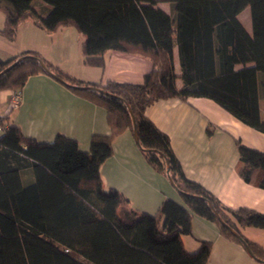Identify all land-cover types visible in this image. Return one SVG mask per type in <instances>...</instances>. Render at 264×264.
I'll return each instance as SVG.
<instances>
[{
    "label": "trees",
    "instance_id": "16d2710c",
    "mask_svg": "<svg viewBox=\"0 0 264 264\" xmlns=\"http://www.w3.org/2000/svg\"><path fill=\"white\" fill-rule=\"evenodd\" d=\"M0 0V34L11 40L30 18L53 31L73 26L82 36L84 63L102 66L107 50L138 53L151 67L138 83L75 79L33 50L0 58V90L20 91L30 75L43 73L74 87L73 93L102 106L109 133L93 135L89 149L56 134L49 142L24 136L13 124L0 132V264H206L210 242L187 251L192 215L212 221L227 239L264 263V248L240 227L264 228V214L224 206L202 185L185 177L168 136L145 115L146 107L171 97L209 98L241 123L264 133V0ZM170 4L171 13L156 6ZM248 7L250 30L238 14ZM176 49L181 86L174 80ZM49 71H45L43 66ZM5 117H0L2 122ZM129 130L147 163L168 176L183 204L165 198L154 213L132 209L114 188L105 189L100 165L112 154L114 137ZM209 132V127L207 129ZM134 132V134H133ZM236 171L264 189V150L235 139ZM30 169L25 181L21 170ZM236 233V235L234 234ZM244 247V246H243ZM81 257L82 260L78 259Z\"/></svg>",
    "mask_w": 264,
    "mask_h": 264
},
{
    "label": "crops",
    "instance_id": "0c3cea01",
    "mask_svg": "<svg viewBox=\"0 0 264 264\" xmlns=\"http://www.w3.org/2000/svg\"><path fill=\"white\" fill-rule=\"evenodd\" d=\"M36 1L41 0L32 1L34 10L44 14L49 6ZM4 18L0 11V28ZM81 41L82 36L71 25L47 31L27 18L18 24L13 39L0 34V58L9 59L33 50L69 76L93 83L105 80L138 83L151 67L147 57L118 50L105 51L102 66L85 64ZM173 63L174 83L179 88L176 49ZM14 92L0 90V117H5L4 126L16 125L26 137L49 142L56 134H63L75 139L80 150L87 151L93 135L109 133L102 106L80 97L46 74L30 75L18 91V105L11 108ZM144 113L168 136L187 179L202 185L226 207H246L264 214V189L245 182L235 168L238 158L235 139L262 151L264 133L241 123L205 97L158 99ZM259 116L264 121L263 99L259 100ZM111 145L112 154L99 168L105 189L118 190L130 207L139 212L154 213L165 198L183 204L168 176L147 163L128 129L114 137ZM21 175L25 181L32 179L28 168L22 169ZM240 231L264 248V228L244 226ZM199 241L211 245L206 264H264L252 258L242 245L224 237L212 221L193 214L191 234L182 236V243L187 251H194Z\"/></svg>",
    "mask_w": 264,
    "mask_h": 264
},
{
    "label": "rangeland",
    "instance_id": "374dc122",
    "mask_svg": "<svg viewBox=\"0 0 264 264\" xmlns=\"http://www.w3.org/2000/svg\"><path fill=\"white\" fill-rule=\"evenodd\" d=\"M41 2V1H36ZM156 6L163 9L164 11L171 13L170 4L164 1H157ZM239 21L245 26L247 30H250V17H249V10L248 7H245L239 14H238ZM79 258V256H77Z\"/></svg>",
    "mask_w": 264,
    "mask_h": 264
},
{
    "label": "built area",
    "instance_id": "2783aa9c",
    "mask_svg": "<svg viewBox=\"0 0 264 264\" xmlns=\"http://www.w3.org/2000/svg\"><path fill=\"white\" fill-rule=\"evenodd\" d=\"M19 93L17 91H15L11 97V102H10V107L13 108L15 106L18 105L19 103ZM4 129V125L2 124V122H0V132H2Z\"/></svg>",
    "mask_w": 264,
    "mask_h": 264
},
{
    "label": "water",
    "instance_id": "95a60500",
    "mask_svg": "<svg viewBox=\"0 0 264 264\" xmlns=\"http://www.w3.org/2000/svg\"><path fill=\"white\" fill-rule=\"evenodd\" d=\"M14 63H15V62H13L12 64H10V65L7 66L6 68H4L0 73H3V72L6 71L7 69H9ZM42 66H43V65H42ZM43 68H44L45 71L49 72L44 66H43ZM57 80L60 81V82H62V83H64L66 86L74 87L73 85L64 82L62 79H60V78H58V77H57ZM133 134H134V132H133ZM168 179H169V178H168ZM234 234L236 235V233H234ZM243 246H244V248H245L247 251H249V249H248V247L246 246V244L243 243Z\"/></svg>",
    "mask_w": 264,
    "mask_h": 264
}]
</instances>
